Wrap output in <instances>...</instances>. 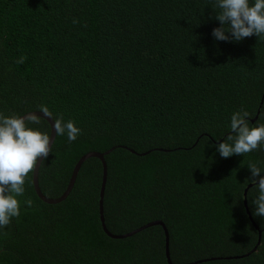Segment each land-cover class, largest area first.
Instances as JSON below:
<instances>
[{
    "label": "trees",
    "instance_id": "trees-1",
    "mask_svg": "<svg viewBox=\"0 0 264 264\" xmlns=\"http://www.w3.org/2000/svg\"><path fill=\"white\" fill-rule=\"evenodd\" d=\"M212 4L0 0V112L47 106L81 129L75 141L57 135L43 161L47 196L65 192L83 155L110 151V231L162 220L175 264H264V217L253 215L248 179V163L264 166V146L228 158L216 151L234 112L247 111L250 127L264 124V38L214 40ZM40 120L34 127L50 136ZM103 179L92 157L69 196L49 204L32 170L20 216L0 230V264H170L163 226L124 239L104 231Z\"/></svg>",
    "mask_w": 264,
    "mask_h": 264
},
{
    "label": "clouds",
    "instance_id": "clouds-1",
    "mask_svg": "<svg viewBox=\"0 0 264 264\" xmlns=\"http://www.w3.org/2000/svg\"><path fill=\"white\" fill-rule=\"evenodd\" d=\"M211 7L214 19L219 22L212 30L214 40L240 42L252 35L259 40L264 38V0H213ZM40 107L44 115H49L47 106ZM248 116L245 110L232 114L230 134L216 147L222 158L245 156L264 146V124L250 127ZM40 123L38 113L16 116L0 112V230L10 228L13 218L20 216L19 197L25 193V178L51 151L50 136L34 127ZM54 127L56 135L66 136L68 141H75L81 133L72 120L56 119ZM248 167L251 172L248 179L254 185L250 197L253 215L264 217V166L250 162ZM24 203L32 205L30 199Z\"/></svg>",
    "mask_w": 264,
    "mask_h": 264
},
{
    "label": "water",
    "instance_id": "water-1",
    "mask_svg": "<svg viewBox=\"0 0 264 264\" xmlns=\"http://www.w3.org/2000/svg\"><path fill=\"white\" fill-rule=\"evenodd\" d=\"M28 113H38L40 114V117H43L45 118L51 125V134H50V139L52 140V144H51V148H52V145L54 144L55 142V139H56V132H55V120L53 119V117L49 114V115H44L41 110H33V111H30V112H27L26 114ZM26 114L22 115V116H26ZM110 151H107V152H98V151H92V152H88L87 154L83 155L80 160L76 163V166L74 168V171H73V174H72V178L69 182V185L67 187V189L65 190V192L59 196V197H49L47 196L41 186H40V180H39V176H40V169H41V165L42 164H38L36 168L33 169V185H34V188H35V191L37 193V195L39 196L40 199H42L44 202L46 203H49V204H56V203H60L61 201L65 200L69 194L71 193L74 185H75V182L77 180V177H78V174L83 166V164L90 158L92 157H97L99 159L102 160L103 164H104V179H103V184H102V188H101V198H100V218H101V223H102V227L104 229V231L110 236V237H113V238H116V239H124V238H127V237H130V236H133L137 233H139L140 231L148 228V227H151V226H154V225H161L163 226V228L165 229V232H166V254H167V259H168V262L170 264H175L172 262V259H171V253H170V236H169V232H168V229L165 225V223L162 221V220H156V221H153V222H150L148 224H145L135 230H132L130 232H127V233H123V234H116V233H113L112 231L109 230L108 226H107V223H106V218H105V207H104V199H105V191H106V182H107V163H106V160H105V157L106 155L109 153ZM146 153H141L140 155H145ZM44 161V160H43ZM39 163V162H38ZM43 163V162H42ZM253 184L249 185V188L252 186ZM248 190V188H247ZM248 212H250L248 210ZM251 217V216H250ZM252 219V218H251ZM253 220V219H252ZM255 224V222H254ZM256 225V224H255ZM256 227L258 228V226L256 225ZM261 235V233H260ZM258 246H256L251 252L249 253H252L254 250L257 249ZM213 260L215 258H212ZM209 259H203V260H200V261H197V262H192V263H189V264H199V263H202V262H206L208 261Z\"/></svg>",
    "mask_w": 264,
    "mask_h": 264
},
{
    "label": "flooded vegetation",
    "instance_id": "flooded-vegetation-1",
    "mask_svg": "<svg viewBox=\"0 0 264 264\" xmlns=\"http://www.w3.org/2000/svg\"><path fill=\"white\" fill-rule=\"evenodd\" d=\"M41 118H43V117H41ZM45 119V118H44ZM46 120V119H45Z\"/></svg>",
    "mask_w": 264,
    "mask_h": 264
}]
</instances>
